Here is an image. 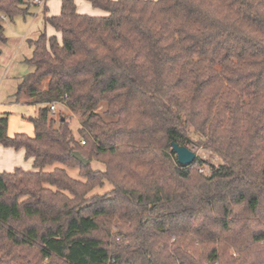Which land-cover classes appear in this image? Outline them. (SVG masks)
I'll return each mask as SVG.
<instances>
[{"label":"trees","instance_id":"obj_1","mask_svg":"<svg viewBox=\"0 0 264 264\" xmlns=\"http://www.w3.org/2000/svg\"><path fill=\"white\" fill-rule=\"evenodd\" d=\"M86 1L105 14L62 0L43 9L60 40H29L10 102L37 107L33 134L0 114L32 159L0 172V264H264V0ZM37 5L0 0V39ZM172 141L218 164L181 166Z\"/></svg>","mask_w":264,"mask_h":264},{"label":"rangeland","instance_id":"obj_2","mask_svg":"<svg viewBox=\"0 0 264 264\" xmlns=\"http://www.w3.org/2000/svg\"><path fill=\"white\" fill-rule=\"evenodd\" d=\"M73 1L77 7L75 0ZM55 2L58 12L56 15H58L61 11L62 0H42L37 6L30 7L29 13L18 14L11 20H4L5 40L3 41L0 39V113H7L8 115V134L10 135L16 132H24L28 135L33 134V126L29 118L36 115L37 107L27 103L8 102L7 95L12 94L20 78L32 70V68L24 62V59L31 53L29 40L37 38L40 30L45 31L48 36L55 35L60 40V33L58 31L49 24L44 28L42 24L44 7L48 8L47 11L53 9V4H55ZM44 3L46 6H44ZM90 6L95 8L97 13L103 12L101 9L93 7L91 4ZM49 16L54 15L50 14ZM7 89L12 92H7ZM59 112L68 115L70 127L75 137L81 142L82 139L76 134L79 126L77 117L75 115H69L71 113L68 108L61 105L57 107V111L54 114L56 118H58ZM187 147L193 150L196 154V159L201 161L200 171L208 173L209 164H218V158L210 151L193 144H187ZM173 155L175 156L174 153ZM91 166L94 169L103 168V165L97 161H93ZM25 167L29 168L23 169L32 168V161L31 163L28 162ZM0 169V172L4 171L3 168ZM11 169L8 168L5 171H10ZM48 169H51V167H47V170ZM68 173L70 176L80 179L78 168H68ZM110 188V184H105L103 187L93 188L88 195L103 193Z\"/></svg>","mask_w":264,"mask_h":264},{"label":"crops","instance_id":"obj_3","mask_svg":"<svg viewBox=\"0 0 264 264\" xmlns=\"http://www.w3.org/2000/svg\"><path fill=\"white\" fill-rule=\"evenodd\" d=\"M75 2L77 4V11L80 12V13L89 12V13H85V14H89V15H101V14H105L104 11L102 13L101 12L100 13H97V10H95V8H92L90 6V4L87 1H85V0H75ZM48 3H50V2H48ZM44 6H46L45 3H44ZM92 9H94V10H92ZM57 13L58 12L56 10V2H55V4H53V9L48 10L46 12V14L47 15H50V14L56 15ZM42 24H43L44 28L47 26V24H45V22H44V12H43V21H42ZM42 31L40 30L39 33H38V35ZM31 40H34V39H31ZM30 46H31V53H32L33 46L31 44H30ZM31 53H30V55H31ZM30 55L28 57H30ZM28 57H26V58H28ZM20 80H21V78H20ZM20 80H19V82H20ZM18 83H17V85H18ZM17 85H16V88H17ZM16 88H15L14 92L16 91ZM7 92H12V91H10L9 89H7ZM12 94H8L7 95L8 102H10V96ZM11 103H14V102H11ZM31 161H32L31 158H26L25 157L24 149L21 148V149H17L16 150V149L11 148V147H3L2 145H0V168H3L4 171L6 169H8V168L9 169L12 168L11 170H13L15 167L29 168V167H25V165H27L28 162L31 163ZM31 169L32 168L25 169V170H31Z\"/></svg>","mask_w":264,"mask_h":264},{"label":"water","instance_id":"obj_4","mask_svg":"<svg viewBox=\"0 0 264 264\" xmlns=\"http://www.w3.org/2000/svg\"><path fill=\"white\" fill-rule=\"evenodd\" d=\"M63 119L64 118H62V120ZM171 150L175 154L177 163L181 166H188L196 159L195 152L184 144H178L177 142L172 141ZM73 156L84 166L89 163V160L84 158L78 151H74Z\"/></svg>","mask_w":264,"mask_h":264},{"label":"built area","instance_id":"obj_5","mask_svg":"<svg viewBox=\"0 0 264 264\" xmlns=\"http://www.w3.org/2000/svg\"><path fill=\"white\" fill-rule=\"evenodd\" d=\"M34 2L36 3V4H40L41 2H42V0H34ZM59 105L58 104H56V103H53V104H50L48 107H49V112L51 113V114H55V112L57 111V107H58ZM84 141L83 140H81V143H83Z\"/></svg>","mask_w":264,"mask_h":264}]
</instances>
